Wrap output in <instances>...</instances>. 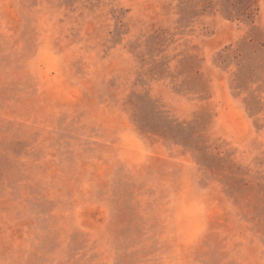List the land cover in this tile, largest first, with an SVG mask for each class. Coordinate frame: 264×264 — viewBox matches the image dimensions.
I'll return each mask as SVG.
<instances>
[{
	"label": "rangeland",
	"instance_id": "374dc122",
	"mask_svg": "<svg viewBox=\"0 0 264 264\" xmlns=\"http://www.w3.org/2000/svg\"><path fill=\"white\" fill-rule=\"evenodd\" d=\"M0 264H264V0H0Z\"/></svg>",
	"mask_w": 264,
	"mask_h": 264
},
{
	"label": "trees",
	"instance_id": "16d2710c",
	"mask_svg": "<svg viewBox=\"0 0 264 264\" xmlns=\"http://www.w3.org/2000/svg\"><path fill=\"white\" fill-rule=\"evenodd\" d=\"M247 7H248L247 9H249V7H251V6L247 5Z\"/></svg>",
	"mask_w": 264,
	"mask_h": 264
}]
</instances>
